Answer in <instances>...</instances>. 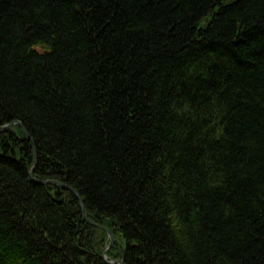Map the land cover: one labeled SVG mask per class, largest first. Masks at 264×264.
Here are the masks:
<instances>
[{"label":"trees","instance_id":"16d2710c","mask_svg":"<svg viewBox=\"0 0 264 264\" xmlns=\"http://www.w3.org/2000/svg\"><path fill=\"white\" fill-rule=\"evenodd\" d=\"M82 210L112 261L264 264V0H0V264H107Z\"/></svg>","mask_w":264,"mask_h":264},{"label":"water","instance_id":"95a60500","mask_svg":"<svg viewBox=\"0 0 264 264\" xmlns=\"http://www.w3.org/2000/svg\"><path fill=\"white\" fill-rule=\"evenodd\" d=\"M11 124H17V125H19L18 123H11ZM11 124H8V125H6V126H4L2 129H1V131H5V130H7L9 127H10V125ZM30 175L32 176V171H31V173H30ZM33 181L36 183V184H38V185H54V186H59V187H61V188H63V189H68L69 187H67V186H65V185H61V184H59L58 182H55V181H38V180H35V179H33ZM70 189V188H69ZM71 190V189H70ZM71 191H73V190H71ZM82 215H83V217H84V219L87 221V223L89 224V225H91V226H93V227H95V228H98V229H102V230H104L105 232H106V234H107V236H108V240H109V243H108V246H107V248L104 250V252H103V258H104V255H105V253L112 247V244H113V235L108 231V230H106V229H104L102 226H100V225H95V224H93V223H91L90 221H88L87 220V218L85 217V214H84V211L82 210ZM107 264H111V263H108L107 262ZM112 264H118V263H116V262H113ZM119 264H120V262H119Z\"/></svg>","mask_w":264,"mask_h":264},{"label":"bare ground","instance_id":"6f19581e","mask_svg":"<svg viewBox=\"0 0 264 264\" xmlns=\"http://www.w3.org/2000/svg\"><path fill=\"white\" fill-rule=\"evenodd\" d=\"M33 169L31 168V171H32ZM31 171H30V173H31ZM30 173H29V175H30ZM30 177H32L31 175H30ZM104 228V227H103ZM105 229V228H104ZM107 230V229H106ZM113 242H114V240H113ZM113 245V244H112ZM104 252V251H103ZM107 253V252H106ZM105 253V255H104V258H103V253H102V259H103V261L104 262H108V263H113V262H116V263H118L119 264V262H117V261H112V260H110V259H108V257H107V254ZM120 264H123L121 261H120Z\"/></svg>","mask_w":264,"mask_h":264},{"label":"rangeland","instance_id":"374dc122","mask_svg":"<svg viewBox=\"0 0 264 264\" xmlns=\"http://www.w3.org/2000/svg\"><path fill=\"white\" fill-rule=\"evenodd\" d=\"M107 237H108V236H107ZM114 238H118L117 235H115V236L113 237V239H114ZM108 243H109V240H108ZM108 243H107V244H108Z\"/></svg>","mask_w":264,"mask_h":264}]
</instances>
